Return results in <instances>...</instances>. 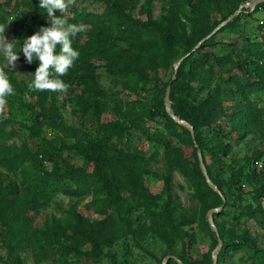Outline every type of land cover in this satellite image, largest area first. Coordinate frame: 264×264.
<instances>
[{"label": "trees", "instance_id": "trees-1", "mask_svg": "<svg viewBox=\"0 0 264 264\" xmlns=\"http://www.w3.org/2000/svg\"><path fill=\"white\" fill-rule=\"evenodd\" d=\"M100 1L76 0L75 5L69 8L71 14H66L65 17L72 24L93 25L95 31L93 30L92 38L99 50L114 47L116 41L120 40L139 51L149 53L152 45L161 42L159 58L165 67L183 55L176 48L169 32L173 13L181 0H172L168 9L163 8L167 11L159 16L155 14L154 8L149 6L147 19L133 14L122 0L106 2L102 9L97 8ZM190 1L198 12V22L190 37L184 42L186 53L206 38L219 23L212 21L210 9L213 3L219 4L221 0ZM226 1L232 3V0ZM249 9L245 8L242 14L205 39L196 51L184 58L177 76L170 84L175 89H171L172 96L180 91L188 95L189 89L193 87V81L204 84L207 79H211L214 74L202 73L204 60L199 57V53L209 46H218L221 40L217 35L228 28H236L244 14L255 15L264 12V2L258 4L254 10ZM235 10L236 7L230 6L224 18L233 14ZM55 14L62 15L59 10ZM117 16H123L126 22L129 21L131 28H125L122 24L113 27V20ZM47 23V14L39 8V0H0V25H7L4 35L10 30L23 43L26 37L41 27H46ZM260 28L261 41L251 43L244 42V39L240 43L242 46L237 45L241 54L246 52L247 58L244 61L250 68L242 75H231L227 79L229 83L235 84L234 91L241 96L238 112H234L231 117L207 115L201 106L194 105L189 100H185L182 105H174L176 115L194 126L193 132L189 126L179 122L167 111L165 90L157 102L159 109L157 113L137 101L134 107L123 110L121 114L130 123V127L145 132L150 139L164 145L169 164V172L163 175L166 192L171 194L173 171H179L196 191L201 204V221L204 227L210 226L209 210L225 204L227 200H224L223 195L227 196V193L223 183L215 177L208 166V173L219 190L210 185L201 166L198 149L202 150L205 164L208 165L207 152L216 157L222 156L225 147L232 148V141L246 137L248 132L261 127L262 124L264 108L260 104L262 102L260 98L264 96V31L262 25ZM73 47L79 51V59L62 79L70 85L68 93L75 99L78 109L82 112L101 113L106 109V93L99 86L97 72L99 65L93 60L92 53L86 52L84 48L79 50V45L74 39ZM19 57L35 72L39 66L38 60L31 64L27 63L22 51ZM251 57L259 61L252 63ZM116 62L115 59H109L106 63L107 70L112 74L119 75L129 70L136 73L138 83L143 85L148 83V75L141 66L120 68ZM40 94L44 100L33 105L38 108L35 118V125L38 128L36 136H41V129L44 126L54 130L62 121L55 103L49 102L48 91H41ZM156 116L162 118L163 126L153 130L146 125V121ZM114 127L117 132L124 135V127L119 120L114 123ZM19 135L18 128L13 126V120L0 110V182L5 181L6 171H16L22 177V185L25 188L24 195L20 197L18 190L17 197L10 198L6 207L8 215L4 224L7 227L12 259L7 264H25L23 256L33 264H38L50 259L60 246H65L71 254L78 253L86 244L113 247L122 237L123 231L126 233L133 231L130 219L123 215L120 209L122 198L128 202L130 212H133V207L145 206L152 209L153 206H158V195L153 194L147 185V175L154 173L147 167L145 158L139 152L119 146L107 136L79 137L77 145L84 155L86 166L78 167L67 161L63 167L61 163L55 161L57 150L54 140L42 136L39 147L33 149L26 140L20 143L16 141ZM49 161L57 163L52 171L48 170ZM254 171L255 175L263 180L257 191L260 197H264V173L260 174L264 172V168L256 166ZM59 190L101 196L96 198L94 203L104 217L90 219L75 215L72 225L73 239L69 244L64 242L65 233L52 230L50 227L38 229L33 225L50 194ZM160 216L163 221L157 224L159 228L154 226L153 228L164 237L170 230L169 215L161 212ZM238 249H242L248 255L252 264H264V248L257 245L248 231L228 247H223L218 264L222 255L233 254ZM209 256L208 260L192 261L193 263L189 262L185 255L178 257L186 264H213L212 252ZM168 264H178V260L171 258Z\"/></svg>", "mask_w": 264, "mask_h": 264}, {"label": "rangeland", "instance_id": "rangeland-1", "mask_svg": "<svg viewBox=\"0 0 264 264\" xmlns=\"http://www.w3.org/2000/svg\"><path fill=\"white\" fill-rule=\"evenodd\" d=\"M109 1L114 0H101L97 8L102 9ZM122 1L133 14L147 19L149 6L153 7L155 14L159 16L167 11L163 8L168 9L172 0ZM248 2L232 0V3H228L226 0H221L219 4L213 3L210 9L212 21H219L213 30L229 17L224 18L230 6L236 7L235 11L242 9L240 13L242 14L245 8H250L246 6ZM69 14H71L70 10L67 12V15ZM262 19L264 12L255 15L244 14L236 28H228L217 35L221 40L218 46H209L199 53V57L204 60L202 73L211 72L214 75L204 84L193 81V87L189 89L188 95L182 94L181 91L171 95L173 110L174 105L179 106L185 100H189L192 104L201 106L207 115H223L229 118L234 112H238L241 96L234 91L235 84L229 83L227 79L231 75H242L250 68L244 61L247 58L246 52L241 54L237 45L242 46L240 43L244 39V42L251 43L262 40L260 36ZM113 21V27L122 24L125 28H131V24L129 21L126 22L123 16H117ZM197 22L198 12L192 1L181 0L173 13L169 32L176 48L183 55L167 67L159 58L161 42L152 45L149 53L139 51L120 40L116 41L114 47L101 51L92 38L93 25L83 24L84 31L73 39L79 45V50L84 48L86 52L92 53L93 60L99 65L98 81L99 86L106 93V109L101 113L82 112L68 91L66 93L48 91L49 102L55 103L62 121L54 130L44 126L41 129V136L35 135L38 130L35 125L38 108L33 105L44 99L41 97V91H33L28 87L35 72L20 58L15 68H10L0 55V67L8 73L15 90L14 95L6 98L7 102L2 111L13 120V126L20 132L16 141L20 143L26 140L33 149H37L42 142V136H46L56 144V162L61 163L63 167L67 161L78 167H85V158L79 151L77 139L107 136L115 144L142 154L147 167L154 173L147 175V185L153 194L158 195V206H153L152 209L145 206L133 207V212H130L128 202L123 198L120 200L122 214L131 221L130 225L133 229L131 233L123 231L122 237L113 247L86 244L76 254L68 253L65 246H60L50 259L38 264H163L168 255L177 257L185 255L189 262H196L208 260L211 252L214 261V256L217 255L219 258L224 246L228 247L246 231L253 236L258 246L264 248V197H260L257 191L263 180L255 175L254 171L256 166L259 167L258 162H262L264 168V113L261 127L252 129L240 140L232 141V148L225 147L222 156L216 157L207 152V170L209 166L215 177L223 183L227 193V196L223 195L227 200L226 205L223 203L214 207L216 208L213 212L214 222L209 218L210 226L207 227H204L201 221V204L194 187L177 170L173 171L171 194H167L163 175L169 172V164L164 145L155 139H150L145 132L130 127V123L121 116L123 110L134 107L137 101L144 103L154 113L158 112L157 102L164 90L166 97L172 79L177 76L178 62L200 47H197L199 42L191 51L185 52L184 42L192 34ZM48 26L49 23L46 27ZM5 36L9 41L18 40L16 50L19 51L20 44L23 43L14 36L13 32L9 30ZM109 59L117 60L116 63L120 68L141 66L148 75V83L145 85L138 83L136 73L129 70L119 75L112 74L106 67ZM250 61L256 63L259 60L251 57ZM262 97L260 98L262 102L260 100L258 102L264 108V96ZM118 120L124 127V135L117 132L114 127V123ZM161 123L160 116L146 121V125L153 130L163 126ZM55 161L48 162L49 171L56 166ZM4 178L5 181L0 182V264L12 261L7 227L4 224L8 215L6 207L10 198L17 197L18 190H20L19 196L22 197L25 189L19 172L6 171ZM100 197L63 190L53 192L42 205L33 225L38 229L50 227L52 230L65 233L64 242L69 244L73 239L72 225L75 215L90 219L104 217L94 203L95 199ZM161 212L169 215L170 230L164 237L153 228V226L159 228L157 224L163 221ZM23 258L25 264H33L28 258L24 256ZM178 264L186 263L178 257ZM220 264H252V260L248 259V255L242 249H238L233 254L222 255Z\"/></svg>", "mask_w": 264, "mask_h": 264}, {"label": "clouds", "instance_id": "clouds-1", "mask_svg": "<svg viewBox=\"0 0 264 264\" xmlns=\"http://www.w3.org/2000/svg\"><path fill=\"white\" fill-rule=\"evenodd\" d=\"M75 3L76 0H39V8L46 12L50 26L41 27L26 37L23 44H20L19 51L16 50L18 40L9 41L4 35L7 25H0V55L8 67L15 68L20 51L23 52L27 63L39 61V66L28 85L30 90L53 93L68 91L70 85L62 77L68 74L79 59L80 53L73 47V38L85 28L83 24H72L65 18L69 8ZM57 10L61 16L55 14ZM14 94L8 73L0 67V110L6 104V98Z\"/></svg>", "mask_w": 264, "mask_h": 264}, {"label": "water", "instance_id": "water-1", "mask_svg": "<svg viewBox=\"0 0 264 264\" xmlns=\"http://www.w3.org/2000/svg\"><path fill=\"white\" fill-rule=\"evenodd\" d=\"M263 2H264V0H250V1L246 4V6H249L252 10H254L258 4L263 3ZM241 11H242V9H239V10L235 11L233 14H231V15H230V16H229V17H228V18H227V19H226V20H225V21H224L219 27H217V28H216L215 30H213V32H211L206 38H204V39L198 44L197 47H199V46L201 45V43H202L205 39H207V38L211 37L213 34H215V33H216V32H217V31H218L223 25H225V24H227L229 21L233 20L237 15H239V14L241 13ZM184 58H185V57H184ZM184 58H182V59L178 62V64H177V70H178L179 66L181 65L182 60H183ZM174 79H175V77H174ZM171 89H172V86L170 85L169 88H168V90H167V95H166V97H165V102H166V106H167V110H168V112H169L173 117H175L179 122L187 124V125L192 129V131L194 132V126L191 125L190 123H188L187 121H185L184 119L179 118V117L176 115L175 111L172 109V105H171ZM198 152H199V158H200L201 166H202V168H203L204 173H205L206 176H207V179H208L210 185H211L213 188L219 190L217 184L211 179V177H210V175H209V173H208L207 166H206L205 161H204L203 153H202V150H201L200 148L198 149ZM224 200L226 201V198H225V197H224ZM221 208H222V207H221ZM215 210H216V208H212V209L209 211V218H210V220H211L212 222H214L213 212H214ZM221 243H222V241H221V239H220V244H221ZM220 244H219V245H220ZM171 258H174V259L178 260V257H177L176 255H168V256H166V258H165L163 264H168V262H169V260H170ZM214 264H218V257H217V255L214 256Z\"/></svg>", "mask_w": 264, "mask_h": 264}, {"label": "built area", "instance_id": "built-area-1", "mask_svg": "<svg viewBox=\"0 0 264 264\" xmlns=\"http://www.w3.org/2000/svg\"><path fill=\"white\" fill-rule=\"evenodd\" d=\"M261 25H262V31H264V19L261 20ZM258 166L260 168H263V163L262 162H258Z\"/></svg>", "mask_w": 264, "mask_h": 264}]
</instances>
